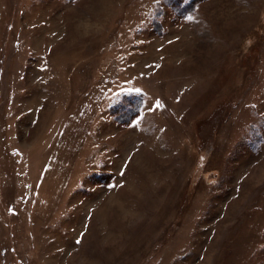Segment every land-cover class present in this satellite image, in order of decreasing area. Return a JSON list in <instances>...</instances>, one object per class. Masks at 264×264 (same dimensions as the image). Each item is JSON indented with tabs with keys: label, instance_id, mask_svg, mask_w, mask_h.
Wrapping results in <instances>:
<instances>
[{
	"label": "rangeland",
	"instance_id": "1",
	"mask_svg": "<svg viewBox=\"0 0 264 264\" xmlns=\"http://www.w3.org/2000/svg\"><path fill=\"white\" fill-rule=\"evenodd\" d=\"M99 257L264 264V0H0V264Z\"/></svg>",
	"mask_w": 264,
	"mask_h": 264
},
{
	"label": "bare ground",
	"instance_id": "2",
	"mask_svg": "<svg viewBox=\"0 0 264 264\" xmlns=\"http://www.w3.org/2000/svg\"><path fill=\"white\" fill-rule=\"evenodd\" d=\"M102 257H99L97 259H90L88 261L85 262V264H96V262L99 264V260H101Z\"/></svg>",
	"mask_w": 264,
	"mask_h": 264
},
{
	"label": "snow or ice",
	"instance_id": "3",
	"mask_svg": "<svg viewBox=\"0 0 264 264\" xmlns=\"http://www.w3.org/2000/svg\"><path fill=\"white\" fill-rule=\"evenodd\" d=\"M189 19H191V17H189Z\"/></svg>",
	"mask_w": 264,
	"mask_h": 264
}]
</instances>
